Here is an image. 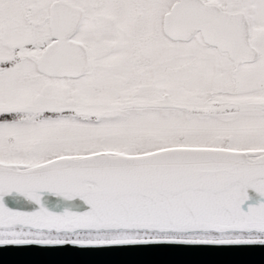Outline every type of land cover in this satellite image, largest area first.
<instances>
[{
    "label": "snow or ice",
    "instance_id": "1",
    "mask_svg": "<svg viewBox=\"0 0 264 264\" xmlns=\"http://www.w3.org/2000/svg\"><path fill=\"white\" fill-rule=\"evenodd\" d=\"M249 188L264 0H0V246L264 244Z\"/></svg>",
    "mask_w": 264,
    "mask_h": 264
},
{
    "label": "water",
    "instance_id": "2",
    "mask_svg": "<svg viewBox=\"0 0 264 264\" xmlns=\"http://www.w3.org/2000/svg\"><path fill=\"white\" fill-rule=\"evenodd\" d=\"M248 204L264 202L255 189H247ZM50 208L57 202L48 196ZM10 206H15L9 198ZM25 207H31L23 202ZM73 203L87 205L77 198ZM60 208L54 210H62ZM0 264H264V244L239 246H115L80 248L76 246H0Z\"/></svg>",
    "mask_w": 264,
    "mask_h": 264
}]
</instances>
